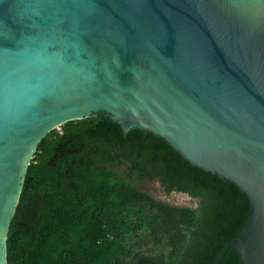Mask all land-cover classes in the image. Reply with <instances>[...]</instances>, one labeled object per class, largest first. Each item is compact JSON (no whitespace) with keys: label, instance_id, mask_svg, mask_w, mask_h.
Returning <instances> with one entry per match:
<instances>
[{"label":"water","instance_id":"95a60500","mask_svg":"<svg viewBox=\"0 0 264 264\" xmlns=\"http://www.w3.org/2000/svg\"><path fill=\"white\" fill-rule=\"evenodd\" d=\"M96 115L243 192L214 264H264V0H0V264L39 143Z\"/></svg>","mask_w":264,"mask_h":264},{"label":"trees","instance_id":"16d2710c","mask_svg":"<svg viewBox=\"0 0 264 264\" xmlns=\"http://www.w3.org/2000/svg\"><path fill=\"white\" fill-rule=\"evenodd\" d=\"M187 194L196 208L150 195ZM250 206L152 132L109 117L68 121L39 143L7 235V264H214ZM227 249L219 264H239Z\"/></svg>","mask_w":264,"mask_h":264},{"label":"rangeland","instance_id":"374dc122","mask_svg":"<svg viewBox=\"0 0 264 264\" xmlns=\"http://www.w3.org/2000/svg\"><path fill=\"white\" fill-rule=\"evenodd\" d=\"M142 187L145 188L150 195H154L158 199L166 201L172 205H185L193 208L197 207L198 201L191 199L187 194L175 192L166 194L157 181H143Z\"/></svg>","mask_w":264,"mask_h":264}]
</instances>
